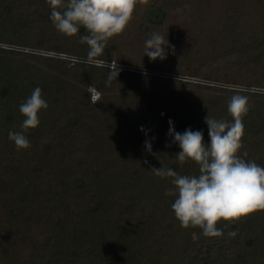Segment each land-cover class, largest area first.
<instances>
[{"label":"trees","instance_id":"trees-1","mask_svg":"<svg viewBox=\"0 0 264 264\" xmlns=\"http://www.w3.org/2000/svg\"><path fill=\"white\" fill-rule=\"evenodd\" d=\"M141 2L145 37L128 35L127 25L100 59L198 83L119 68L106 87V68L2 46L84 58L89 51L80 43L84 27L73 37L55 28L48 0H0V264H264V210L222 219L223 236L206 237L199 226L181 227L172 209L176 196L165 195L174 188L171 178L151 170L198 176L196 163L179 164L169 120L177 132L199 130L210 142L205 117L231 122L235 94L251 105L241 153L264 167V0H138L132 18ZM170 19L190 37L170 44L166 59L152 61L145 41ZM138 56L143 60L135 62ZM91 86L101 94L96 105ZM37 87L49 107L25 133L31 146L17 150L9 132L22 131L19 106ZM232 231L239 251L214 256V244Z\"/></svg>","mask_w":264,"mask_h":264},{"label":"clouds","instance_id":"clouds-1","mask_svg":"<svg viewBox=\"0 0 264 264\" xmlns=\"http://www.w3.org/2000/svg\"><path fill=\"white\" fill-rule=\"evenodd\" d=\"M50 19L55 28L63 35L73 37L81 27L88 34L80 37V43L87 44V65L108 69L105 86L110 87L118 79L120 69L113 58L100 59L104 55L110 38L122 34L132 19L138 0H48ZM169 40L160 33L153 32L145 41L144 55L152 61L164 60L168 55ZM181 79V77H179ZM99 98L91 95V102L96 105ZM49 107L42 98V90L37 87L31 96L19 106L25 119L22 131H10L9 139L14 141L17 150L28 149L30 141L25 133L40 124L38 113ZM251 108L249 98L235 94L228 103L231 122L224 119L205 117L208 125L210 142H205L202 131L188 128L183 133L177 132L174 122L169 120V136L174 137L180 151L176 158L181 166L194 162L199 167V175H180L172 168H155L152 172L161 178H171L174 186L165 195H175L172 209L181 227L199 226L206 237H222V229L217 228L219 221L240 220L253 212L264 210V167L254 161H246L247 152L241 153L245 125L243 118ZM141 131H144L141 128ZM150 154L152 143L145 141ZM170 146V145H169ZM235 237V231L229 232Z\"/></svg>","mask_w":264,"mask_h":264},{"label":"rangeland","instance_id":"rangeland-1","mask_svg":"<svg viewBox=\"0 0 264 264\" xmlns=\"http://www.w3.org/2000/svg\"><path fill=\"white\" fill-rule=\"evenodd\" d=\"M146 6L145 2H141L139 4V7L141 9V11L139 12L140 14L134 18H132L128 24L127 29L129 30V34L128 35H132L133 37L138 35V34H142V29H141V24L143 23V21L145 22L146 19L144 17H142V8H144ZM175 15L178 19L175 18V20H181V15L178 12H175ZM174 19V17H172ZM170 25L165 26L163 29L160 28L158 31L161 35L164 36L165 40H169V43L172 44L173 46H176L178 44V42H180L182 39L186 38V37H190V32H188L187 30H185V27L182 26L179 23H172L171 19L169 20ZM143 35V34H142ZM145 35V34H144ZM143 35V37H145ZM2 46H10L12 48H15L16 50H22V51H28V52H40V53H48L49 55H55V56H61L64 58H68V59H72V60H78V61H86V57H78V56H68V55H63V54H56L55 52L52 51H44V50H39L33 47H24V46H20V45H10V44H1ZM143 60L142 56H138L135 57L134 60L136 62V60ZM147 59V58H146ZM123 66V69H129L132 68L130 70H134V71H140V72H144V73H150V74H159V75H163V76H168L171 78H175V79H179V77H181V80L183 81H191V82H197L196 78L197 77H192V76H188V75H181L178 73H172V72H167V71H163V70H158V69H151L148 67H142L139 66L138 64L136 65H129V64H123L120 63ZM180 80V79H179ZM247 80H244V82H246ZM198 83V82H197ZM222 87H231V88H238V89H244L246 88L245 84H235V83H228V84H221ZM89 92L91 93V95H95L96 97L100 98V92L96 89L95 86H91L89 87ZM229 237V238H228ZM227 239L225 238L224 240L217 242L216 244H214V248L212 249V254L214 256H220V255H233L235 253H237L239 251V242H238V237H231L228 236ZM216 245V246H215Z\"/></svg>","mask_w":264,"mask_h":264},{"label":"built area","instance_id":"built-area-1","mask_svg":"<svg viewBox=\"0 0 264 264\" xmlns=\"http://www.w3.org/2000/svg\"><path fill=\"white\" fill-rule=\"evenodd\" d=\"M108 62H109V64H111L112 61H108ZM118 67L119 68H123V66L121 64H119V63H118ZM129 69H132V68H129Z\"/></svg>","mask_w":264,"mask_h":264}]
</instances>
